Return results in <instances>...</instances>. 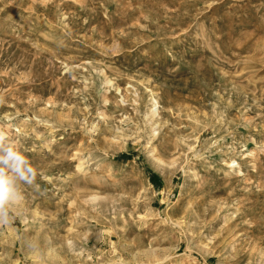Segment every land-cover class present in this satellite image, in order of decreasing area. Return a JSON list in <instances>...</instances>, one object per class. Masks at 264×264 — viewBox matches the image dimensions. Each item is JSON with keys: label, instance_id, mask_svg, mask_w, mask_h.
<instances>
[{"label": "rangeland", "instance_id": "374dc122", "mask_svg": "<svg viewBox=\"0 0 264 264\" xmlns=\"http://www.w3.org/2000/svg\"><path fill=\"white\" fill-rule=\"evenodd\" d=\"M0 264H264V0H0Z\"/></svg>", "mask_w": 264, "mask_h": 264}, {"label": "clouds", "instance_id": "9594fccd", "mask_svg": "<svg viewBox=\"0 0 264 264\" xmlns=\"http://www.w3.org/2000/svg\"><path fill=\"white\" fill-rule=\"evenodd\" d=\"M4 103V97L0 95V105ZM3 141L4 135L0 133V203L5 202L12 192L6 169H11L18 173L20 178L25 181L34 179V173L36 171L21 152L11 147L5 148Z\"/></svg>", "mask_w": 264, "mask_h": 264}]
</instances>
